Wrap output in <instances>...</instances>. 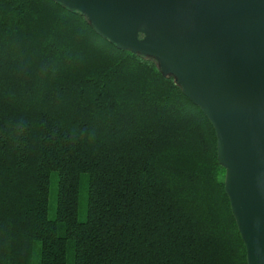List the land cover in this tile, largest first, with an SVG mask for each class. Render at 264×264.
Listing matches in <instances>:
<instances>
[{"label": "trees", "instance_id": "trees-1", "mask_svg": "<svg viewBox=\"0 0 264 264\" xmlns=\"http://www.w3.org/2000/svg\"><path fill=\"white\" fill-rule=\"evenodd\" d=\"M224 176L155 59L52 0H0V264H247Z\"/></svg>", "mask_w": 264, "mask_h": 264}, {"label": "water", "instance_id": "water-1", "mask_svg": "<svg viewBox=\"0 0 264 264\" xmlns=\"http://www.w3.org/2000/svg\"><path fill=\"white\" fill-rule=\"evenodd\" d=\"M176 78L216 136L247 264H264V0H52Z\"/></svg>", "mask_w": 264, "mask_h": 264}, {"label": "rangeland", "instance_id": "rangeland-1", "mask_svg": "<svg viewBox=\"0 0 264 264\" xmlns=\"http://www.w3.org/2000/svg\"><path fill=\"white\" fill-rule=\"evenodd\" d=\"M55 189L54 180H51V186H50V194H49V214L52 215L53 213V207H54V196H53V190ZM84 197H85V191L84 186L81 184V191H80V199H79V207H78V215L80 219H83L85 217V211H84Z\"/></svg>", "mask_w": 264, "mask_h": 264}]
</instances>
